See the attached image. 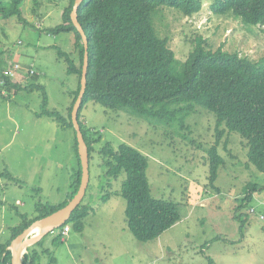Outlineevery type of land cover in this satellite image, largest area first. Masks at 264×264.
<instances>
[{
  "label": "rangeland",
  "instance_id": "obj_1",
  "mask_svg": "<svg viewBox=\"0 0 264 264\" xmlns=\"http://www.w3.org/2000/svg\"><path fill=\"white\" fill-rule=\"evenodd\" d=\"M66 6L63 0H23L21 11L27 24L14 16L0 17V61L23 67L10 77L23 82L21 86L30 81L44 86L48 109L64 117L78 80L67 73L57 50L69 54L77 64L79 60L72 34L49 31L62 23ZM156 14L154 27L161 38L169 39L179 62L187 60L198 37L212 51L222 46L253 62L264 58V28H247L230 16H214L209 0H203L201 12L190 18L167 7ZM33 75L36 78L31 80ZM1 94L0 174L7 171L16 181L0 175L3 243L9 228L21 223L22 215L37 216L36 204L58 206L67 199L70 189L66 188L71 170L77 169V159L73 131L35 116L41 109L39 92L13 89L5 98ZM195 110L180 132V120L162 127L156 121L95 103L85 106L83 124L95 138L101 137L90 159L84 198L92 212L82 233L71 230L57 246L53 243L56 232L44 237L43 249L49 250L55 264H209V259L214 264H264V174L248 162L247 141L225 131L218 150L225 164L218 171L214 189L210 188L207 151L216 142V118L201 106ZM107 144L113 151L128 145L145 155L152 197L178 205L181 221L157 239L139 243L128 231L126 202L120 194L125 174L117 179L106 177L108 159L99 151ZM249 185L261 190L254 191L252 201L242 205ZM104 197L107 201H102ZM51 256L42 254L40 264H49Z\"/></svg>",
  "mask_w": 264,
  "mask_h": 264
},
{
  "label": "trees",
  "instance_id": "obj_2",
  "mask_svg": "<svg viewBox=\"0 0 264 264\" xmlns=\"http://www.w3.org/2000/svg\"><path fill=\"white\" fill-rule=\"evenodd\" d=\"M63 1L67 2V6L62 13V23L49 32L53 35L72 34L75 39L74 50L79 64L69 54L57 50L58 57L67 65V73L75 75L78 80L68 116L48 109L44 86L32 81L21 86L23 82L17 83L6 75L10 66L2 61L0 94L4 92L1 96L5 98L13 89L39 92L41 109L35 116L48 118L60 128L73 131L77 169L71 176L70 192L64 202L58 206L36 204L37 216L29 219L22 215L21 223L9 228L10 238L0 242V264H11L12 241L36 221L65 207L77 194L81 183L82 169L71 113L80 92L84 45L71 20L77 0ZM209 1L210 12L214 16H230L247 28H264V0ZM22 2L0 0V17L6 20L14 16L18 22L27 24L21 11ZM162 7L190 18L201 12L203 0H82L76 9L88 46L87 84L78 123L88 148L89 163L101 137L95 138L81 120L82 110L87 104L95 103L115 112L156 121L162 127L177 124L180 120V132L185 130V120L196 112L195 107L201 106L216 118V142L207 151L210 188L214 189L218 171L225 164L218 151L225 131L239 134L247 141L248 162L264 174V58L253 62L239 53L224 51L222 46L212 51L207 47L206 40L198 37L187 60L179 62L169 46V39L161 38L154 27V17ZM31 78L35 79L36 75ZM180 105L186 106L177 108ZM99 153L108 159L107 178L117 179L125 174L120 194L126 202L127 229L136 241H153L181 221L177 204L152 197L147 178L148 158L145 155L128 145H120L117 151H113L108 144ZM0 175L16 182L7 171ZM258 190H261L258 186L249 185L242 205L252 201L253 192ZM102 201L107 200L104 197ZM91 212L92 208L83 199L67 223L49 233L56 232L54 245L60 244L62 237L68 235L59 234L66 227L82 233ZM43 239L27 249L22 264H40L42 254L51 256L49 250L43 249ZM55 262L51 256L49 264ZM209 264L214 263L209 259Z\"/></svg>",
  "mask_w": 264,
  "mask_h": 264
},
{
  "label": "water",
  "instance_id": "obj_3",
  "mask_svg": "<svg viewBox=\"0 0 264 264\" xmlns=\"http://www.w3.org/2000/svg\"><path fill=\"white\" fill-rule=\"evenodd\" d=\"M82 0H77L71 14V20L74 27L79 32L82 42L84 45V58H83V67H82V76L80 80V92L77 97V100L73 106L71 113L72 124L76 133V139L78 144V155L80 158V164L82 169V178L80 187L77 191V194L73 197L72 200L62 209L56 211L55 213L36 221L23 233L17 236L11 243L10 251L12 254L11 264H22V259L24 254L27 252L29 247L37 244L49 233L56 231L61 228L62 225L67 223L71 218L74 210L80 205L84 196L86 194L90 175H89V156L88 148L84 141L83 135L80 130L78 123V113L82 104V99L85 94L86 84H87V70H88V46L86 35L77 20L76 9Z\"/></svg>",
  "mask_w": 264,
  "mask_h": 264
},
{
  "label": "built area",
  "instance_id": "obj_4",
  "mask_svg": "<svg viewBox=\"0 0 264 264\" xmlns=\"http://www.w3.org/2000/svg\"><path fill=\"white\" fill-rule=\"evenodd\" d=\"M23 71V67L19 64H13L9 69L8 71L6 72V75H9V76H13L15 73L17 72H20V71ZM30 70V73L33 74V70L32 69H29ZM28 69L26 70V73L27 71H29ZM70 229L69 227H66L64 230H63V235H66L67 233H69Z\"/></svg>",
  "mask_w": 264,
  "mask_h": 264
},
{
  "label": "crops",
  "instance_id": "obj_5",
  "mask_svg": "<svg viewBox=\"0 0 264 264\" xmlns=\"http://www.w3.org/2000/svg\"><path fill=\"white\" fill-rule=\"evenodd\" d=\"M71 171H72V175H73L75 171H74L73 169H72ZM10 175H11V174H10ZM69 183H70V182H69ZM69 188H70V185L68 184V186H67V188H66L67 191H69ZM67 191H66V192H67ZM67 193H68V192H67ZM61 203H62V202H60V204H61ZM16 204H18V202H16ZM18 225H19V224H18ZM13 227H14V226H13ZM10 228H11V227H10ZM59 234L62 235V231H60ZM68 235H69V233H68ZM68 235H66L67 238H68ZM10 236H11V233H10V231H9V236H7V237L10 238ZM66 236H65V237H66Z\"/></svg>",
  "mask_w": 264,
  "mask_h": 264
}]
</instances>
